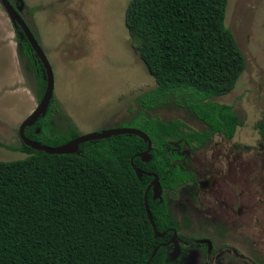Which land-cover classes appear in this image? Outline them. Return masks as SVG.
I'll return each mask as SVG.
<instances>
[{
	"label": "trees",
	"instance_id": "trees-1",
	"mask_svg": "<svg viewBox=\"0 0 264 264\" xmlns=\"http://www.w3.org/2000/svg\"><path fill=\"white\" fill-rule=\"evenodd\" d=\"M228 3L130 1L126 27L157 86L136 98L138 110L128 126L150 136L151 158L142 159L149 142L136 134L84 142L70 154H50L23 141L7 146L27 156L0 160V264L148 263L172 232L163 238L155 235L146 189L153 174L169 180L167 142L186 136L183 121L162 120L151 111L167 103L181 106L212 132L229 138L243 124L233 105L214 100L235 88L247 64L226 25ZM19 42L20 52L33 65L40 101L47 87L45 67L27 37ZM57 112L65 115L54 94L47 113L26 127V136L47 146L78 137L81 133L69 117V129H58ZM255 128L264 142V111ZM135 167L147 173L139 177ZM148 204L158 232L173 225L165 203L155 200L152 190ZM168 261L166 247L160 246L151 264Z\"/></svg>",
	"mask_w": 264,
	"mask_h": 264
},
{
	"label": "rangeland",
	"instance_id": "rangeland-1",
	"mask_svg": "<svg viewBox=\"0 0 264 264\" xmlns=\"http://www.w3.org/2000/svg\"><path fill=\"white\" fill-rule=\"evenodd\" d=\"M130 1L20 3L53 68L54 94L65 113L55 114L59 130L69 129L68 117L81 134L128 126L138 110L136 98L157 86L126 27ZM225 21L247 64L235 88L214 100L233 105L240 116L243 124L235 139L241 144H257L261 138L255 124L264 111V0H229ZM20 48L14 25L0 1V160L5 161L27 156L7 146L21 145L20 125L39 103L33 65ZM151 115L180 119L195 129L205 126L188 109L175 104L159 106ZM236 264L248 263L239 259Z\"/></svg>",
	"mask_w": 264,
	"mask_h": 264
},
{
	"label": "flooded vegetation",
	"instance_id": "flooded-vegetation-1",
	"mask_svg": "<svg viewBox=\"0 0 264 264\" xmlns=\"http://www.w3.org/2000/svg\"><path fill=\"white\" fill-rule=\"evenodd\" d=\"M9 1L32 25L26 19L29 15L20 9L22 0ZM11 22L18 41L27 37L20 25ZM200 122L205 126L196 129L184 122L186 136L168 140L169 180L153 174L161 185L157 198L150 188L153 198L165 203L173 224L162 232L163 237L168 231L172 234L159 246L166 247L168 264H236L239 259L261 264L264 142L241 144L236 133L229 138ZM178 171L183 173L180 177Z\"/></svg>",
	"mask_w": 264,
	"mask_h": 264
},
{
	"label": "water",
	"instance_id": "water-1",
	"mask_svg": "<svg viewBox=\"0 0 264 264\" xmlns=\"http://www.w3.org/2000/svg\"><path fill=\"white\" fill-rule=\"evenodd\" d=\"M3 3V6L5 7L7 13L9 14L11 20L15 24V27H18L19 25L23 28L28 40L30 41L34 51L36 52L39 59L42 61L46 73H47V87L45 89V92L43 94L42 99L39 101L38 106L35 108V110L22 122L19 128V134L21 137V140L28 146L32 147L36 150H42L46 151L50 154H70V153H76L79 150L80 144L84 142H88L91 140H99L104 138H109L113 135H120V134H136L140 137H142L145 141L149 142V148L145 152L141 154L142 159L145 161L150 160V150L152 149V141L150 136L140 128L136 127H114V128H105L101 131H94L89 133L80 134L78 137L70 140L69 142L59 145V146H47L44 144H41L37 141L29 139L25 134V129L27 126H32L35 124L38 119L45 115L47 113V110L49 108L50 102L54 95L55 90V78H54V72L52 65L44 52L42 46L40 45L39 41L37 40V37L32 32L30 26L26 23L24 18H22L21 14L15 9L13 4L10 3L9 0H1ZM135 170L139 177L142 176L143 173H146L145 171L135 167ZM153 187L154 190V198H157L160 196L161 193V185L159 182V178L157 175H155L154 180L148 185L145 193V206L147 209L148 217L150 222L153 225L155 235L157 237H163L165 233H160L157 230V226L153 217V214L150 210L149 204H148V192L150 188ZM160 246H157L151 258L149 259L147 264H151L152 258L156 255L158 249Z\"/></svg>",
	"mask_w": 264,
	"mask_h": 264
}]
</instances>
